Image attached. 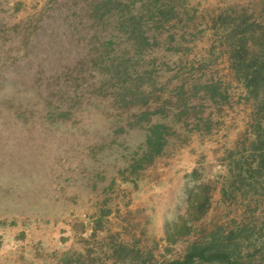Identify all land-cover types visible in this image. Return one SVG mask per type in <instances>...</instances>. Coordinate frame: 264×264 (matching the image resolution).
Segmentation results:
<instances>
[{
  "label": "rangeland",
  "instance_id": "obj_1",
  "mask_svg": "<svg viewBox=\"0 0 264 264\" xmlns=\"http://www.w3.org/2000/svg\"><path fill=\"white\" fill-rule=\"evenodd\" d=\"M90 1L0 0V264H158L264 213L221 191L251 111L212 35V15L236 0H174L183 50L162 49L163 32L161 49L142 54ZM144 71L157 81L147 106V76L133 80ZM209 77L226 99L177 116L171 88ZM156 122L170 134L140 165Z\"/></svg>",
  "mask_w": 264,
  "mask_h": 264
},
{
  "label": "trees",
  "instance_id": "obj_2",
  "mask_svg": "<svg viewBox=\"0 0 264 264\" xmlns=\"http://www.w3.org/2000/svg\"><path fill=\"white\" fill-rule=\"evenodd\" d=\"M88 9L91 15L99 18L108 15L114 17L118 33L126 37L136 53H146L153 48L160 50L163 44L165 46L162 49L168 51L183 50L184 43L176 38V30H171L176 28L175 22L180 20L174 0H91ZM211 21L213 41L225 57L234 82L242 90L244 103L251 109L250 123L239 147L227 153L228 174L221 191L226 197L238 194L247 201L264 203V0H253L251 4L237 0L227 2L212 15ZM163 32L167 34V40L161 44ZM209 56L201 59V64L205 62L214 65L217 56L213 61L212 58L208 60ZM119 66H113L118 72H115L116 77L123 72H120ZM152 71L153 67L150 73ZM146 73L148 71L137 72L133 79H137V89L147 76V83L143 85H150V88L140 92L144 106L149 105L154 95L153 87L157 83L156 77ZM124 75L132 74L125 72ZM167 98L171 102L172 99L176 101V115L187 119L193 116L194 109L195 116L200 112L196 109L199 103L195 100L215 102L221 98L226 99V96L217 82L209 77L195 84L180 80L179 84L171 88ZM140 113L147 116L149 112L145 110ZM170 129L171 126L163 122L151 123L147 127L140 165L162 151ZM201 198L199 195L194 205L200 215L207 211L204 205L208 202ZM256 257L260 261L258 264L264 262V213L259 217L252 216L248 221L245 218L235 227H218L206 236L188 243L181 256L158 264H249Z\"/></svg>",
  "mask_w": 264,
  "mask_h": 264
}]
</instances>
